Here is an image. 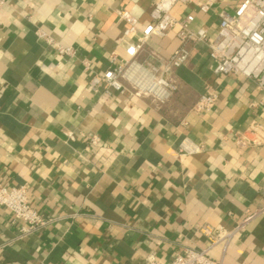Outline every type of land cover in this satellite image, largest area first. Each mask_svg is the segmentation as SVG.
<instances>
[{
  "label": "crops",
  "instance_id": "obj_1",
  "mask_svg": "<svg viewBox=\"0 0 264 264\" xmlns=\"http://www.w3.org/2000/svg\"><path fill=\"white\" fill-rule=\"evenodd\" d=\"M156 0H7L0 23V182L27 184L47 225L21 235L0 206V264L169 263L187 248H205L204 227L232 228L246 209L264 205V146L240 148L234 133L264 123V90L237 74H215L203 44L173 71L165 102L107 89L90 79L125 56L128 10L142 29ZM190 0L173 13L195 15L192 27L217 34L219 12L238 0ZM45 34L46 36L42 35ZM53 39L49 43L46 37ZM56 43L72 47L61 54ZM179 45L174 30L146 43L140 59ZM114 55H116L114 58ZM211 87L208 113L193 106ZM72 132L74 138H69ZM92 136L97 137L94 143ZM189 137L203 150L181 155ZM224 264H264V213L225 248Z\"/></svg>",
  "mask_w": 264,
  "mask_h": 264
},
{
  "label": "built area",
  "instance_id": "obj_2",
  "mask_svg": "<svg viewBox=\"0 0 264 264\" xmlns=\"http://www.w3.org/2000/svg\"><path fill=\"white\" fill-rule=\"evenodd\" d=\"M190 0H156L151 10V21L142 29L138 19L128 10H118V14L127 23L124 35L135 37L125 49V56L119 62L112 64L103 72L95 73L90 79V89L94 93L100 92L102 87L108 90L127 92L132 96H152L160 102L168 100L177 88L173 79V71L184 65L190 57V45L203 44L212 58L211 70L218 75L237 74L253 80L260 90H264V0H238L232 10L223 9L219 12L217 34L211 37L204 27L193 28L195 20L193 13L177 17L173 13L174 7ZM7 0H0V15ZM211 1L199 4L202 11L211 8ZM1 23V18H0ZM174 30L179 45L170 56L155 50L146 59H140L146 43L151 37L163 38L168 31ZM46 36L45 34H42ZM49 43L53 39L46 37ZM61 54H72V47H65L56 43ZM116 55H114V58ZM218 101L217 92L211 87L200 95L193 106L197 113L210 112ZM74 138L72 132L66 133ZM234 143L240 148L264 146V123L257 119L251 121L244 131H236ZM97 141L96 136L91 137ZM203 150V145L185 137L179 144L181 155H191ZM0 206L9 209L13 214V221L20 222L21 235H27L47 225L49 219L44 218L29 200L27 184L8 187L0 182ZM264 213V205L254 209H246L244 216L232 228L204 227L202 232L210 239L205 248H187L178 253L169 263H161L156 255L151 254L146 264H224L222 259H215L210 254L211 248L222 243L226 248L246 225Z\"/></svg>",
  "mask_w": 264,
  "mask_h": 264
}]
</instances>
